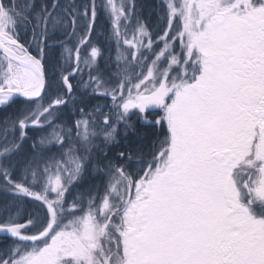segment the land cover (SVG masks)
<instances>
[{"label":"snow or ice","instance_id":"snow-or-ice-1","mask_svg":"<svg viewBox=\"0 0 264 264\" xmlns=\"http://www.w3.org/2000/svg\"><path fill=\"white\" fill-rule=\"evenodd\" d=\"M145 7L0 0V264H264V0Z\"/></svg>","mask_w":264,"mask_h":264},{"label":"trees","instance_id":"trees-1","mask_svg":"<svg viewBox=\"0 0 264 264\" xmlns=\"http://www.w3.org/2000/svg\"><path fill=\"white\" fill-rule=\"evenodd\" d=\"M84 0H76V3H83ZM98 5L102 4V0H96ZM158 0H137L138 6L141 4L146 5V7L143 10V17L144 19L149 23L150 26L153 28L159 24V18H158V12L153 10V5L156 4ZM97 28L96 31L92 35V39L94 42L99 41L103 44L104 50H105V56L111 55L112 57V52L114 51V44L109 43L106 39L105 36V28L107 27L106 20L103 15L102 9L99 10L98 12V17H97ZM76 83V81H73ZM95 103V101H93ZM138 130L147 133V135L144 136L142 141H138L143 144L145 151H147L150 147L151 144L154 140L162 139L164 132L157 128L155 131L151 129L150 127L146 125H138ZM166 130V129H165ZM123 143V142H121ZM121 150L119 147L112 149V151L109 153L110 155H113L116 151Z\"/></svg>","mask_w":264,"mask_h":264},{"label":"rangeland","instance_id":"rangeland-1","mask_svg":"<svg viewBox=\"0 0 264 264\" xmlns=\"http://www.w3.org/2000/svg\"><path fill=\"white\" fill-rule=\"evenodd\" d=\"M114 44V43H113ZM112 54V58H113V64H112V68L113 70L115 69V61H114V58H115V55H116V52H115V45H114V51L111 53ZM75 81V80H74Z\"/></svg>","mask_w":264,"mask_h":264}]
</instances>
